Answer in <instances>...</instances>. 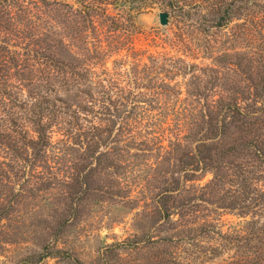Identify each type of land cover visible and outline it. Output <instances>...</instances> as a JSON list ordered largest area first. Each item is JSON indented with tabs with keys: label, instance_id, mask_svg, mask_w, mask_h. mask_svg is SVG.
I'll return each instance as SVG.
<instances>
[{
	"label": "trees",
	"instance_id": "1",
	"mask_svg": "<svg viewBox=\"0 0 264 264\" xmlns=\"http://www.w3.org/2000/svg\"><path fill=\"white\" fill-rule=\"evenodd\" d=\"M162 1L184 24L176 38L181 53H149L146 62L133 57L132 66L124 68L126 54L121 51L137 54L138 50L123 46L118 32L133 28V11L150 0H78V5L28 0L37 10L47 9L53 21L50 27L55 24L61 30L64 23L70 34L46 32L45 39L44 32H37L35 46L22 52L0 41V104L5 122L0 127L4 154L0 155V185L1 178L14 169L12 162L46 153L53 125L86 144L87 156L99 159L110 153L108 142L141 143L149 136L159 141L163 137L156 129H170L163 125L175 123L168 138L174 146L164 147L163 152L165 158L176 159L178 176L172 179V189L165 187L158 193V212L164 219L172 214L181 219L199 211L194 207L204 202V209L216 204L210 209L216 217L190 227L185 238L154 240L161 245L157 263L264 264V0ZM25 4L26 0H0V31L6 29L2 18L10 17L12 8L25 9ZM109 6L118 12L108 14ZM95 15L111 17L116 33L108 34L107 40L97 33ZM233 19H243L226 48L233 52L213 54L211 29L224 28ZM197 35L207 43L202 50L187 42ZM236 41L250 49H237ZM76 46L80 51L74 50ZM185 52L193 59L208 55L217 64L191 62ZM112 54L119 57L109 68L106 59ZM207 173L211 177L204 184H192L194 194L186 200L182 180L197 181ZM225 213L242 218L241 226L223 231ZM115 245L136 247L129 240ZM224 250L233 252L214 262Z\"/></svg>",
	"mask_w": 264,
	"mask_h": 264
},
{
	"label": "rangeland",
	"instance_id": "2",
	"mask_svg": "<svg viewBox=\"0 0 264 264\" xmlns=\"http://www.w3.org/2000/svg\"><path fill=\"white\" fill-rule=\"evenodd\" d=\"M65 1L78 5V0ZM23 6L25 9L12 8L11 16L2 18L6 29L0 31V41L3 40L11 50L22 52L26 47L35 46L37 32H44L45 39L46 32L50 33L49 36L54 31H60L58 34L61 36L63 31L70 34L64 23L61 24V30L55 24L50 27L53 21L46 8L37 10L28 4V0ZM160 11L169 12V22L166 25L159 23ZM116 12L117 8L109 6L108 14L114 15ZM133 12L134 27L118 32L124 39L123 46H133L138 50L137 54H133L131 50L121 51V54H126L124 68L132 66L133 57L146 62L149 53H181L177 48L181 42L176 38L184 24L164 1L150 0L143 8ZM66 18V23L75 32V25L69 17ZM11 20L19 28L13 26ZM110 20L111 17L94 16V23L99 29L97 33L104 40L109 38L106 37L108 34L116 33ZM241 22L243 19H233L224 28L211 29V44L215 45L213 54L221 50L233 52L226 48L238 32L237 26ZM200 38L197 35L187 39V42L197 50H202L205 43ZM67 40L65 37V41ZM257 40L251 48L256 46ZM236 42L237 49H250L239 41ZM73 48L76 52L80 51L77 46ZM184 54L186 59L200 65L217 64L208 55L193 59L188 53ZM118 57L119 55L112 54L106 59L109 68L113 65L112 60ZM8 61L10 64L11 59ZM242 78L238 76V79ZM12 81L13 78L9 82ZM8 90L11 91L12 88L8 87ZM2 110L0 104V127L5 124L1 119L4 112ZM80 124L87 123L80 120ZM163 126H169L170 129H156L163 137L159 141L152 140L149 136L142 138L141 143L108 142L110 153L95 159L84 153L86 144L68 138L60 125H53L52 143L46 153L35 159L33 155H29L27 161L21 159L12 162L13 173L7 172L8 177L1 178L0 264H158L161 245L153 242L154 240L163 236L185 238L190 227L207 218L216 217L210 211L216 204L204 209V202L194 207L199 211L190 213V209H187L189 213L181 219L177 214L164 219L158 212V193L165 187L172 189V179L178 176L174 173L176 159L168 156L165 158L166 153L163 152L164 147L169 149L174 146L168 138L174 134L176 125L169 123ZM103 149L101 146L100 150ZM127 151L136 155L132 156ZM0 155H4L1 147ZM210 177L211 174L207 173L197 181L182 180V185L186 188L182 193L183 197L189 200L194 194L190 186L194 183L204 184ZM216 210L220 212L221 209ZM183 220L186 221L185 225L181 223ZM221 220L224 222L223 231L228 226L231 229L240 227L243 222L242 218L229 213L223 214ZM127 240L136 247L113 246ZM232 252L224 250L213 261L220 262Z\"/></svg>",
	"mask_w": 264,
	"mask_h": 264
},
{
	"label": "water",
	"instance_id": "3",
	"mask_svg": "<svg viewBox=\"0 0 264 264\" xmlns=\"http://www.w3.org/2000/svg\"><path fill=\"white\" fill-rule=\"evenodd\" d=\"M159 23L162 25H166L169 22V12L160 11L158 14Z\"/></svg>",
	"mask_w": 264,
	"mask_h": 264
}]
</instances>
